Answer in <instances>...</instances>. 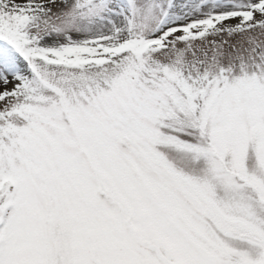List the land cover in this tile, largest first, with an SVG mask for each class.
Wrapping results in <instances>:
<instances>
[{
  "label": "snow or ice",
  "instance_id": "6c2138e0",
  "mask_svg": "<svg viewBox=\"0 0 264 264\" xmlns=\"http://www.w3.org/2000/svg\"><path fill=\"white\" fill-rule=\"evenodd\" d=\"M0 264H264V0H0Z\"/></svg>",
  "mask_w": 264,
  "mask_h": 264
}]
</instances>
